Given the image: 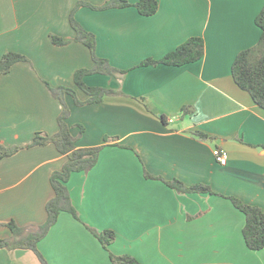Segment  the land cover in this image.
<instances>
[{
	"label": "crops",
	"instance_id": "1",
	"mask_svg": "<svg viewBox=\"0 0 264 264\" xmlns=\"http://www.w3.org/2000/svg\"><path fill=\"white\" fill-rule=\"evenodd\" d=\"M78 1L0 0V58L7 52L26 58L0 74L1 145L24 146L37 132L57 131L61 104L46 83L87 98L73 81L77 69L93 66L69 23ZM82 1L98 6L106 0ZM157 2L151 15L134 5L74 12L94 35L96 54L120 72L84 77L87 85L115 91L100 102L76 105L64 96L76 145L103 147L90 170L73 172L67 181L81 221L61 211L37 243L47 264H112L109 251L140 264H264V249L245 245V216L227 198L264 211V109L231 74L236 54L258 42L254 18L264 0ZM51 35L68 43L55 45ZM192 36L204 41L199 60L140 65ZM215 147L227 152L225 165L216 161ZM65 161L52 143L0 158V239L11 236L9 221L25 229L45 221L50 174ZM174 179L213 193L178 191L164 182ZM84 224L114 232L109 251ZM0 264L40 262L30 249L3 247Z\"/></svg>",
	"mask_w": 264,
	"mask_h": 264
},
{
	"label": "trees",
	"instance_id": "2",
	"mask_svg": "<svg viewBox=\"0 0 264 264\" xmlns=\"http://www.w3.org/2000/svg\"><path fill=\"white\" fill-rule=\"evenodd\" d=\"M134 5L140 14L151 15L158 8L157 0H137L130 4L127 0H106L103 4L94 6L85 1L79 0L72 8L69 15V23L75 32L73 40L82 42L89 49L93 66L90 69H77L73 74V81L76 87L81 89L86 95L85 100H79L76 97L75 90L67 86H49L46 83L53 97L58 99L61 104V110L57 116L58 129L52 135L34 134L31 142L24 146L5 147L0 144V158L9 156L23 147L35 145H45L52 143L58 152L66 155V161L59 170L50 174V184L53 190V196L46 202L45 221L37 226L25 229L18 226L14 221H9L6 226L11 231L9 238L0 239V248H25L32 250L40 264H47L45 258L39 252L37 243L47 234L49 229L56 223L61 211L68 212L72 217L81 221L80 216L74 207L67 187V181L73 172H87L97 162L98 155L103 145L78 147L76 145L77 137L73 136L67 119L70 109L64 101L65 95H71L76 105L97 103L102 101L107 94H113L115 91L100 86H90L84 83V77L90 74H113L120 70L112 67L106 58L99 57L95 52V37L91 32L86 31L81 24L74 18L75 10L80 6H89L94 9H108L114 7H125ZM254 22L260 28V36L256 45L239 51L232 64L231 74L234 82L241 89L247 91L252 100L264 109V6L256 14ZM51 42L55 45H63L68 40L51 35ZM204 54V41L200 36H192L180 43L175 49L166 53L159 59L147 58L140 65H174L181 66L186 63L199 60ZM19 61H26L25 56L16 52H7L0 58V74L7 73L10 67ZM124 72V71H121ZM187 107L182 111L187 112ZM161 119L165 121V117ZM79 133L83 132V127L79 125ZM199 138L205 139L206 135L200 131H195ZM146 177L158 179L144 172ZM164 182L178 190L186 192H209L213 193L209 186L203 184H194L185 186L179 180H164ZM234 207L243 212L245 223L242 228V235L245 245L251 250L264 249V211L256 206L242 202L240 199L227 196ZM86 228L98 239L102 247L108 250L109 244L115 237L112 230L98 231L87 224ZM109 251V250H108ZM109 258L112 264H140L133 256L122 254L116 255L109 251Z\"/></svg>",
	"mask_w": 264,
	"mask_h": 264
},
{
	"label": "built area",
	"instance_id": "3",
	"mask_svg": "<svg viewBox=\"0 0 264 264\" xmlns=\"http://www.w3.org/2000/svg\"><path fill=\"white\" fill-rule=\"evenodd\" d=\"M213 154L214 157L216 159V161L218 162V164L220 165H225L226 161H227V152L221 148L215 147L213 149Z\"/></svg>",
	"mask_w": 264,
	"mask_h": 264
}]
</instances>
